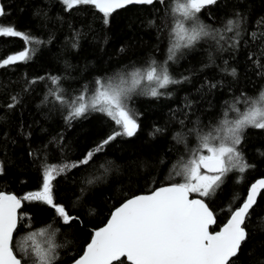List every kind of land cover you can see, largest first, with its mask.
<instances>
[{
  "label": "trees",
  "instance_id": "16d2710c",
  "mask_svg": "<svg viewBox=\"0 0 264 264\" xmlns=\"http://www.w3.org/2000/svg\"><path fill=\"white\" fill-rule=\"evenodd\" d=\"M176 2L157 0L153 5L115 10L105 24L103 14L90 5L68 10L61 0H0L6 12L0 16V25L14 26L39 41L26 45L19 37H0V60L26 47L32 49L26 62L0 68V192L23 201L19 210L23 219L13 235L17 247L25 235L52 223L55 216L54 209L42 202L23 200L42 187L43 169L80 161L119 130L114 121L97 112L69 122L67 105L56 102L51 92L59 88L71 100L85 88L91 95L98 78L116 80L153 61L164 65L171 42L170 9ZM237 12L243 18L239 37L221 31L224 40L219 43L206 38L193 49H181L175 60L167 61L170 74L181 83L160 90L167 95L143 97L144 92L129 100L138 124L132 137H116L88 164L66 170L53 181L54 202L78 217L71 226L54 225L59 229L55 242L61 245L57 264L78 258L93 231L124 200L173 184L168 180L184 182L176 172L199 146L198 137L189 130L207 132L224 118L225 111L227 118H235L237 112L230 110L231 105L241 112L247 109L242 93L255 98L264 91V70L258 66L264 64V23H258L264 18V0H218L198 16L211 29L223 30ZM233 68L235 77L228 74ZM50 76L59 77V84L53 85ZM13 96L18 103L9 109ZM238 98L240 103H236ZM177 134L183 136L180 142ZM242 136L238 147L249 165L245 172H229L208 197L192 194L213 212L216 222L211 231L239 206L248 186L264 176V130L247 128ZM102 164L110 171L105 173ZM246 231L248 238L236 264H260L264 259V191L246 221Z\"/></svg>",
  "mask_w": 264,
  "mask_h": 264
},
{
  "label": "snow or ice",
  "instance_id": "6c2138e0",
  "mask_svg": "<svg viewBox=\"0 0 264 264\" xmlns=\"http://www.w3.org/2000/svg\"><path fill=\"white\" fill-rule=\"evenodd\" d=\"M156 2L157 0H61L68 10L78 6H93L103 14L105 24L109 23L108 18L116 9L128 5H153ZM158 2L164 4L165 0ZM217 3L218 0H177L170 9L173 23L169 26L171 42L167 61L175 60L181 49H193L206 38L219 43L224 40V36L219 35L221 31L233 32L235 37L240 36L243 18L239 12L235 19L227 20L223 30H213L200 20L198 14ZM4 15L5 9L0 7V16ZM258 23H264V18ZM0 37H19L26 45L39 43L14 26L0 25ZM238 43L235 40V44ZM75 46L74 44L73 47ZM31 51L26 47L18 54L8 55L0 60V68L26 62L30 59ZM251 58L250 55L249 59ZM167 61L164 65L153 61L147 68L135 69L120 75L116 80L105 81L98 78L91 95L85 88L73 99L67 100L60 94L59 88L51 92L56 102L67 105L66 119L69 122L85 117L90 112H97L114 121L119 130L113 131L80 161L59 167L46 166L43 169L42 187L39 191L26 194L23 200L42 202L54 209L55 216L52 223L25 235L18 247L14 245L13 233L23 219L17 214L22 201L15 195L0 193V264H57V249L61 245L55 242L59 229L54 225L62 222L71 226L78 217L70 215L63 205L54 202L53 181L66 170L88 164L96 153L102 152L105 145L116 137H132L135 134L138 128L137 114L127 103L131 94L146 89L145 94L155 98L168 94L161 92V89L182 82L170 74ZM258 66L264 70V64L258 63ZM224 71L227 72V68ZM228 74L235 77L237 71L233 68ZM261 74L264 75V71ZM49 79L53 85L59 84V77L50 76ZM210 87L215 88L216 85L211 84ZM241 96L247 109L241 112L235 105H231L230 110L237 112L235 118H227L228 112L225 111L224 118L215 126L209 127L207 132L197 128L189 130L198 137L199 146L193 150L191 159L176 172V175L183 176L184 182L160 187L151 195L128 199L111 213V219L105 227L95 231L83 254L74 258L72 264H125V259L128 264H236L242 244L248 238L246 221L257 204L260 191L264 189V179L251 185L242 205L231 211L230 219L215 234L209 231V226L215 223L213 212L203 200L190 199L189 195L198 193L202 197H208L229 172L237 170L243 173L249 167L243 162L238 146L245 129L264 130V91L255 98L243 93ZM11 99L12 103L7 105L9 109L15 108L18 103L15 96ZM240 102L241 99L238 98L236 103ZM176 139L178 142L183 140L182 134H177ZM110 164L109 161L108 165ZM108 165H101L105 173L110 171ZM260 264H264V259H261Z\"/></svg>",
  "mask_w": 264,
  "mask_h": 264
},
{
  "label": "water",
  "instance_id": "95a60500",
  "mask_svg": "<svg viewBox=\"0 0 264 264\" xmlns=\"http://www.w3.org/2000/svg\"><path fill=\"white\" fill-rule=\"evenodd\" d=\"M130 6H139V5H128V6H126L125 8L130 7ZM120 9H124V8H119V9H116V10H120ZM201 171L203 172L204 170L201 169ZM261 179H264V176L255 179V180H254V181L248 186L244 199H246V197H247V192L249 191L251 185H252L253 183H255L256 181L261 180ZM166 186H169V185H166ZM160 187H164V186H160ZM160 187H157V188L153 189V190H152L151 192H149V193L134 195V196H132V197H130V198H128V199L135 198V197L140 196V195H151L152 192H153L154 190H157V189H159ZM263 191H264V189H262V190L260 191V193L263 192ZM0 193H4V194H6V195H14V194H12V193H7V192H0ZM259 195H260V194H259ZM259 195H258V197H259ZM15 196H16V195H15ZM16 197H17V196H16ZM258 197H257V199H258ZM17 198H19V197H17ZM189 198H190V199H197L196 197H192V194H191V193H190V195H189ZM19 199H21V198H19ZM128 199L124 200L122 203H120L118 206H116V207L111 211V213L114 212V211L116 210V208L122 206V204H123L124 202H126ZM244 199H243V201H244ZM21 201H22V199H21ZM243 201L239 204V206L242 205ZM22 202H23V201H22ZM239 206H238V207H239ZM21 207H22V203H21ZM21 207H20L19 209H17V214H18V216H19V210L21 209ZM111 213H110L108 219L106 220V222H105L103 225H101L99 228H97V229H95V230L93 231V233H92V235H91V238H92V236L94 235L95 231H98V230H100L101 228H103V227H105V226L107 225L108 221L111 219ZM214 219H215V217H214ZM228 219H230V215H229V217L227 218V220H226L221 226H219V228H218L217 230H215V231H211V229L215 226V223L211 224V225L209 226V231H210L212 234H215L216 232H219V231L224 227V225L227 223ZM215 222H216V219H215ZM14 233H15V232H14ZM14 233H13V235H14ZM91 238H90V240H89L88 243L91 242ZM88 243H87V244H88ZM87 244H86V246H87ZM86 246L84 247L83 251L86 249ZM83 251H82L81 255L83 254ZM125 262L128 264V262H127L126 259H125ZM70 264H72V262H71Z\"/></svg>",
  "mask_w": 264,
  "mask_h": 264
},
{
  "label": "rangeland",
  "instance_id": "374dc122",
  "mask_svg": "<svg viewBox=\"0 0 264 264\" xmlns=\"http://www.w3.org/2000/svg\"><path fill=\"white\" fill-rule=\"evenodd\" d=\"M144 92H146V89L144 90V91H140V90H138L136 93H133V94H131V97H130V99L129 100H131V99H134V98H138V97H142L143 95H139V94H143ZM138 95V96H137ZM150 97V96H148V95H144L143 97ZM129 100H128V102L127 103H129ZM204 154H206V153H204ZM173 180V179H172ZM172 180H168L167 182L168 183H174ZM191 194H197V195H199L198 193H191ZM200 196V195H199ZM23 239V238H22Z\"/></svg>",
  "mask_w": 264,
  "mask_h": 264
}]
</instances>
